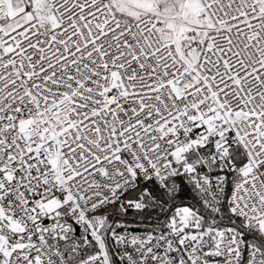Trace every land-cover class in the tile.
<instances>
[{"label":"snow or ice","instance_id":"1","mask_svg":"<svg viewBox=\"0 0 264 264\" xmlns=\"http://www.w3.org/2000/svg\"><path fill=\"white\" fill-rule=\"evenodd\" d=\"M0 264H264V0H0Z\"/></svg>","mask_w":264,"mask_h":264}]
</instances>
